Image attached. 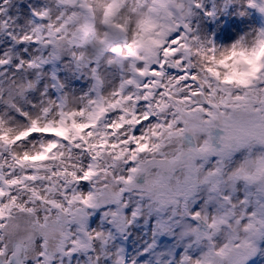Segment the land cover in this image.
Segmentation results:
<instances>
[{
	"label": "clouds",
	"instance_id": "obj_1",
	"mask_svg": "<svg viewBox=\"0 0 264 264\" xmlns=\"http://www.w3.org/2000/svg\"><path fill=\"white\" fill-rule=\"evenodd\" d=\"M0 9V264H264V0Z\"/></svg>",
	"mask_w": 264,
	"mask_h": 264
},
{
	"label": "snow or ice",
	"instance_id": "obj_2",
	"mask_svg": "<svg viewBox=\"0 0 264 264\" xmlns=\"http://www.w3.org/2000/svg\"><path fill=\"white\" fill-rule=\"evenodd\" d=\"M6 2V0H0V4H3V3H5ZM3 11V9H0V12H2ZM232 77H230V76H226L225 77V79H231ZM141 147H144L143 145L141 146ZM32 159H36V157H33ZM0 214H3V209L2 208H0Z\"/></svg>",
	"mask_w": 264,
	"mask_h": 264
}]
</instances>
